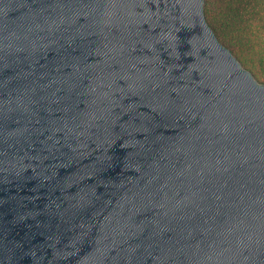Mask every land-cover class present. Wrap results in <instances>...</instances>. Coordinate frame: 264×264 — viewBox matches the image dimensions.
Returning a JSON list of instances; mask_svg holds the SVG:
<instances>
[{"label": "water", "instance_id": "1", "mask_svg": "<svg viewBox=\"0 0 264 264\" xmlns=\"http://www.w3.org/2000/svg\"><path fill=\"white\" fill-rule=\"evenodd\" d=\"M0 264H264V83L204 0H0Z\"/></svg>", "mask_w": 264, "mask_h": 264}, {"label": "trees", "instance_id": "2", "mask_svg": "<svg viewBox=\"0 0 264 264\" xmlns=\"http://www.w3.org/2000/svg\"><path fill=\"white\" fill-rule=\"evenodd\" d=\"M217 38L264 83V0H204Z\"/></svg>", "mask_w": 264, "mask_h": 264}]
</instances>
